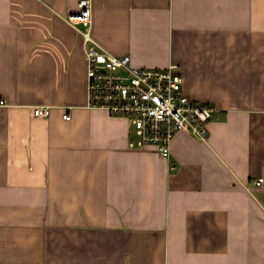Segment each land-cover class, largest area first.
Listing matches in <instances>:
<instances>
[{
    "label": "crops",
    "instance_id": "crops-1",
    "mask_svg": "<svg viewBox=\"0 0 264 264\" xmlns=\"http://www.w3.org/2000/svg\"><path fill=\"white\" fill-rule=\"evenodd\" d=\"M79 1L0 0V264H264V0H91L100 45L215 108L168 158L88 107Z\"/></svg>",
    "mask_w": 264,
    "mask_h": 264
},
{
    "label": "built area",
    "instance_id": "built-area-1",
    "mask_svg": "<svg viewBox=\"0 0 264 264\" xmlns=\"http://www.w3.org/2000/svg\"><path fill=\"white\" fill-rule=\"evenodd\" d=\"M78 8L68 16V22L86 26L81 33L87 43L88 107L127 118L131 132L137 136L129 143L131 148L154 146L168 158L178 131L207 141V125L215 108L184 92L179 66L137 67L132 65L130 54L109 52L91 35V0H80ZM50 113L48 106L33 109L36 117H48ZM70 118L68 113L64 115V119ZM262 183V178L255 181L257 186Z\"/></svg>",
    "mask_w": 264,
    "mask_h": 264
}]
</instances>
